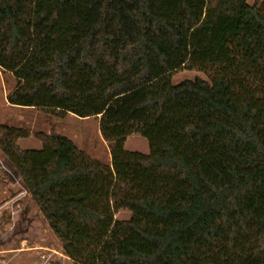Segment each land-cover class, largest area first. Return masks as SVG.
<instances>
[{"label": "trees", "instance_id": "16d2710c", "mask_svg": "<svg viewBox=\"0 0 264 264\" xmlns=\"http://www.w3.org/2000/svg\"><path fill=\"white\" fill-rule=\"evenodd\" d=\"M0 67L8 103L95 117L109 143L102 163L0 123L74 264H264V0H0Z\"/></svg>", "mask_w": 264, "mask_h": 264}, {"label": "rangeland", "instance_id": "374dc122", "mask_svg": "<svg viewBox=\"0 0 264 264\" xmlns=\"http://www.w3.org/2000/svg\"><path fill=\"white\" fill-rule=\"evenodd\" d=\"M253 4L261 0H247ZM208 78L198 69L182 68L173 74V82L186 78ZM16 80L0 67V123L29 130V136L18 139L22 148L38 149L42 141L37 132H59L70 137L102 163L111 159L109 143L104 140L95 117L80 118L45 113L36 108H21L7 101ZM129 150L149 151L148 139L139 133L126 138ZM131 211L120 208L116 217L126 219ZM0 264H74L62 249L60 238L51 229L38 204L26 190L23 177L0 148Z\"/></svg>", "mask_w": 264, "mask_h": 264}]
</instances>
